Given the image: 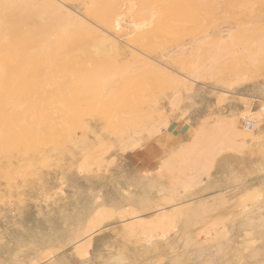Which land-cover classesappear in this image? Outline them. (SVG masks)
<instances>
[{
    "label": "bare ground",
    "instance_id": "bare-ground-1",
    "mask_svg": "<svg viewBox=\"0 0 264 264\" xmlns=\"http://www.w3.org/2000/svg\"><path fill=\"white\" fill-rule=\"evenodd\" d=\"M68 1H75V0H68ZM81 1L85 3V8L83 11L84 15L86 17H90L92 19L91 23H93L94 25H91L90 22L87 23L86 22L87 20L85 21V19L78 20V18L75 17L77 16L75 15L77 13H75L74 17H72L71 16L72 11L70 10L71 14L67 13L70 17L69 18L70 23H75L77 25L76 26L77 30L74 31L72 30L67 36H65L67 37L69 46L64 48L62 47L54 53L41 52V54L38 56H34V55L29 56L27 54L20 53L13 57H10L9 59L12 62L11 66L13 67L14 70L15 69L19 70V73L13 75L9 79V81H6L5 76L3 74V68L0 66V156L4 158V160L2 158L3 161H7L5 156H7L8 153L12 154L11 153L12 151H21L22 149H24L28 153L31 152L32 153L31 156H35V158L37 156L38 157L37 160H39L43 168L47 167L50 161L46 158L45 153L42 152L41 150L46 148L44 147L47 145L46 143L51 142L54 137L52 133L54 116L62 118L63 116L66 117V114L68 113H71L75 117H79L83 115L87 116L92 113H98L101 115L102 114L105 115L108 113L111 115L113 111L112 112L106 111L107 109L103 107V105L112 104L113 107L115 105H118L119 106V107L117 106L118 109L120 108L119 110L120 111L122 110L123 113H125V117H126V115H128L126 114L127 113L126 101L128 98L125 101L123 96L126 93L124 92H126L127 90L133 87L135 88L136 86L133 84L125 85L126 87L125 89H123L124 92L122 93L120 92V95L119 96L117 95L118 96L117 98H115L116 96L111 97L112 96L111 94L114 91L117 92L116 90L118 86H121L120 84L126 81V78L128 81L130 80L127 77L130 73L136 72L137 70L143 68L146 69L148 68V70L150 68H153L152 70H154V68L156 69L157 64L155 61L158 58L156 57L154 58L153 56H150L148 53L156 52V51L160 52V50L162 52V49L159 48H161L160 46L162 45V43L163 44L165 42L167 43V40L165 39L167 38L166 36L171 35L179 39L181 37L184 38L186 35L187 36L189 35L190 38V36L192 37L194 34L197 33H199L200 35V33L204 31L206 26L207 27L212 26L211 29H213L214 26L218 23L217 14H218L219 5L217 6L216 4L217 0H139L140 5L142 6V10L139 12L140 16L143 17V20L140 18L141 22H133L131 20L126 22L127 19H130L129 17H131V15L134 12L133 6L135 5L133 4V0H81ZM121 2L128 3L126 6L127 9L118 10V4L119 3L121 4ZM11 3L12 0H0V13L4 11H5L4 13L9 12ZM14 3L16 2L14 1ZM57 4L61 6L59 1L57 2ZM58 5L57 7H60ZM149 6L156 7V8L153 7L154 8L153 10L156 9L155 11L157 12L147 10ZM224 7H225L224 10L225 12L230 11L229 14L232 13V16H234L233 19L236 18L235 24L237 21L239 22L237 24L238 26L236 25L237 29H235L234 27L233 28L235 29L234 31H231L229 29L224 30V31H230V33L225 32V34H227V36L225 37L222 36L223 34L222 35H220L221 33L219 34V30L216 31L213 29V31H216L214 32L215 37L208 38L202 35V39L200 38L201 43L199 42L200 44L195 43V45L192 46V48L189 47L190 51L192 50L193 52L192 54H189L190 56L185 57L184 55L185 49H182L180 52L176 53L175 58L178 59L172 57L174 59L173 61L172 60L171 61L175 62L178 66V69L185 71L187 75H182V76L180 75V77H182L183 80L180 79H176L175 81L173 80L174 83H176L175 90L178 87H179L178 89L182 91L191 89L192 83H194L196 79L198 80L203 72L209 73L208 76H210V73H212L213 75L215 73L221 74L223 71H230V70L235 71L238 69H240L241 71V68H243L244 70L249 71V73H247L249 75L251 74L250 70L252 68L254 69L259 67L264 68V56H263L264 24L261 25L257 24L258 23L257 21H260L261 19L260 15L264 12V0H225ZM119 8L121 7L119 6ZM235 9L239 11L238 12L234 11ZM66 10L67 9H65V11ZM135 12L137 11L135 10ZM82 17L84 18V16ZM137 17L139 16L137 15L136 18ZM98 25L99 26L103 25L104 28L110 27L111 32L99 31L100 29H97L98 27L96 28V26ZM128 26L130 28H128ZM152 27H153V31L151 29ZM216 28L219 27L217 26ZM127 29H130L129 34L127 33ZM150 29L152 33H150ZM81 31H83V33L85 34L87 33L91 42H89V40H87L88 43L86 42V40L82 41L83 36L81 34ZM158 39H160L159 43L155 41ZM118 40H123L126 45L128 44L130 47L132 46L134 51L137 46L140 48L145 47L149 51L146 53L142 51L143 49H141L140 51H142L143 54L146 53L145 54L146 59L145 57H143L144 58L143 60L137 59L136 61H133L136 64L133 63L131 65H124V64L120 65V70H122L121 75L123 76H118L120 72H117V74L115 73L116 75L113 74L111 70L114 69L113 68L114 66L112 65L111 67L110 66L111 63L109 64V61L112 60L113 62L115 59L114 52L117 51L116 49L119 42ZM168 40H170V38ZM191 43L194 44L193 42ZM86 45H88V48L91 47L95 55L97 56L96 58H99L100 61L99 64H96L95 61L93 62L94 67H92L91 63H89L90 61L93 60L88 59L89 58L87 57L88 55L86 57L89 61L87 60L88 62L86 64H82L81 62H79L77 59L78 57H76L77 49L81 47H86L85 50H87L88 48ZM134 51L132 53H134ZM190 51L188 53H190ZM200 51L203 52L200 53ZM204 52L206 53L208 52L207 55L205 53L206 56L203 54ZM168 54L169 51L164 57L166 58ZM158 55L163 57L161 53ZM137 58H139V56H137ZM161 59L162 58L158 60V63ZM162 64L165 65L164 62ZM160 66L159 68L162 67ZM48 69H54L58 71L60 70L66 73V75H68L69 77L67 76L68 78H66L65 80L57 82L53 80L52 77H50L49 75L50 72ZM256 70L255 72L260 71L261 69L257 71ZM104 72H106L107 74H105ZM255 72L253 73L254 75L257 74ZM204 73L202 75L205 76ZM102 74L103 76H105L104 78H102ZM253 74H251V76ZM244 75H246V73ZM248 75H246L245 78ZM239 76L241 75L239 74ZM146 78H147V74H146ZM135 80L137 81V79ZM235 80L238 81V78ZM43 81L45 82L42 85L41 82ZM136 81L134 83H137ZM7 87L10 90L11 94L10 96L6 97L5 88ZM139 89H141V87ZM142 89L144 90V88ZM133 90L132 91L130 90L131 92L128 91L129 93L128 92L127 93L133 94ZM144 96L142 98L147 99L148 96L147 95ZM174 96L175 98H173V101H171L170 103L171 108L173 106H176L177 100L178 98H180L181 93L179 92L177 94L176 92ZM110 97H111V101L109 104L102 103L103 99H107V98L109 99ZM167 97L169 96L167 95ZM258 97L251 96L252 100L250 101L252 102L250 103V105H248V108H246L244 112L239 114V117L237 119H230L225 123L219 120L221 123L218 121V124L216 123L217 126H213L211 128H204L203 130L199 131L194 136V138L192 137L190 144L188 143L189 145L185 144L186 146L184 145V147H181V149L179 147V150L178 151L176 150L177 152L174 151L175 153L172 154L169 153V157L166 156V158L167 157L168 158L162 161L161 163H159V165L157 164V167L150 164V166H148L149 169L145 170V172L138 173L135 171L133 174H131L130 180L143 181L145 182L143 185L148 184L147 187L149 185L151 186V188L149 187L150 189L147 188V190L142 188L141 190V192L143 193L142 197H137L134 194L133 190H130L128 187L120 186L119 191H121V193L119 194L122 195L120 196L119 200L113 198L105 199V197L97 194L94 197H92L91 202L84 203L83 205L75 209L74 213L68 211L73 215H70L69 213L64 217L63 215H61L63 219L61 222L62 225H60L61 227L60 229H58V227L54 228L53 226H51L49 227V230L45 232H41L39 230L35 232L36 231L35 230L34 232H30V233L28 232L26 233L24 232V230L21 231L19 227H16V230L13 232L4 229L0 230V242L3 240H4L3 243L7 241L4 246L0 245V248L4 247L6 252H10L6 250V247H8V249H11L12 251V254L10 253L11 257L8 258V260L6 259L7 260L6 261L5 258L4 259L2 258V255L5 254V252L2 250L4 252L3 253L0 250V264H6V263L7 264H87L92 259L91 252H93V258L95 261H97L101 257L102 253L110 252L112 256L114 254H119L122 256L123 259L133 260L137 264H141L142 262L141 260H143L144 256H149L152 253H160L162 255V254H166L168 250H171L172 252L175 251V248L170 245V242L168 240V236H169L168 234L171 233V230H174L177 227V225L178 228L181 229V233L184 239L183 242L185 246L188 245L189 241H191L192 244H197L199 241H201V244L202 243L211 244L212 241L218 238V236L219 237L223 236L224 238L227 237L229 233H231V221L235 219V217H237L238 215L242 214L237 212L238 209L243 210V213H245L250 209L257 207L258 205H261L262 202H264V175L246 180L245 178L241 179L242 172L239 173L238 171L230 170L231 172L227 174L226 180L222 181L221 183L210 182L208 186H205V188L203 187L204 191L207 192V196H209L206 199L208 202L207 210H206L207 215L201 221L194 224L193 227L195 228L194 231L191 233L190 238H188L189 226H191V221L195 217V213L197 210L196 207L198 205V202L194 201L193 198H189V196L193 195L197 190L201 189L200 184L203 175H205L206 177H210L209 175L210 170L215 166L216 158L220 154L230 153V155L231 154L233 156L235 155L233 158H236L237 157L236 154H239L241 148L243 150V147H247V145L249 147V144L257 143V140H260L259 137H262L263 135V130H262L263 128L261 124L264 123V103H263L264 99H260ZM255 100L258 102H255ZM8 103H11L12 105L10 110H8L7 108ZM23 104H27L29 106L28 110L30 111L29 113L31 114L30 116H28L29 114L27 115L28 112L27 109L26 110L24 109L25 111L21 109V106ZM109 107L112 106H108V108ZM132 107L129 109H132ZM153 110L154 109H152V111ZM114 112L112 113V115L114 114L117 116V113L120 114V112H117L116 114ZM131 112L130 115L132 116ZM103 119L106 120V118ZM130 119L133 120V117H130ZM110 120L113 121L114 119L112 120L111 118L108 117L106 123L108 121V124H110L109 123ZM123 120H127V119H124L123 116ZM118 121L120 122V120ZM118 121L116 122L117 126L121 125V123L119 124ZM114 122H112L113 125L115 124ZM131 122L133 123V121ZM130 123L128 122V126ZM155 123L147 128H144V125L142 123L141 124L138 123L137 125L133 123L134 126L131 132L130 133L125 132V133H129L128 134L129 136L124 134L126 136L123 138L119 135L118 137L120 139L119 144H121V146L124 147L126 146V144L125 145L122 144L123 140L125 138H131L132 142L131 143L129 142V145H133V149H135L139 145L138 142L141 141L142 139L140 133H138V135L141 137V138L139 137L140 139H138L137 135L135 136V133L138 131L145 130L147 136L151 137V135L160 131ZM164 123L165 121L163 122V124ZM123 125H121L120 127L123 128L122 127ZM98 139L101 140L100 138ZM51 144L49 143V146ZM111 147L112 144L107 143L105 141V142H100L96 147L94 146L90 148L88 151L82 150L83 152H81L79 162L76 160L77 162H75V164L77 163V165H74L76 166L77 174L86 172L92 165L99 167L104 163L105 160H110L107 154ZM16 156H18V154ZM12 157H14V155ZM30 157H28L29 160L27 162H32ZM10 159L11 157L9 158L8 161H11ZM14 159H16V157ZM2 160L0 159V162H2ZM6 163L5 165L7 167L11 165V163L10 164L7 163L9 165H7ZM231 163L232 162H230L229 159L222 160L221 167L225 168V166L227 165L230 166ZM1 164H0L1 169L2 167L3 168L6 167L3 166V164L2 165ZM105 168H107V165L105 166ZM259 168L260 170L258 171L264 172V159H262V161L260 162ZM11 169H12V165H11ZM11 169L9 168V170ZM16 169L17 168H15V170ZM31 169H33V167ZM2 170L0 171V173L2 172ZM96 170L97 169H95V171ZM28 172L26 173L28 174ZM41 173L39 174L41 175ZM59 175L60 177L58 179L60 183L57 185L54 183L50 184L48 180L46 181L43 175L40 176L38 181L40 180L43 184V185L41 184V187H44L43 190L40 188L42 190V192L40 191V193H43V195H47L48 192L50 193V190L52 191L57 190L61 194L62 185L65 183L64 180L68 179V177L67 174H65L64 172ZM22 176L24 178L25 175ZM8 178H10V176ZM26 178L27 177L25 176L24 179L25 182H26ZM28 180H29L28 183L31 184L32 179H28ZM10 181L13 182L12 180ZM10 181H7L5 184L6 185L10 184L8 183ZM0 182H1V178H0ZM56 183H58V181ZM35 185H37V183ZM136 185H140V182L139 184ZM156 185H158L159 187L155 188L157 187ZM140 186L142 187V185ZM197 186H198L197 190H194ZM136 188H138V186H136ZM37 192L39 194L38 189ZM233 198H235V202L233 203V205L232 203L231 205H229L230 204L229 202ZM67 201L68 200H66V202ZM168 203H172V205L168 206ZM67 204L66 206H70V202ZM63 206L65 207V205ZM70 209L72 208L70 207ZM150 210H153L152 212H150V214L145 213L146 211H150ZM48 212L50 211L48 210ZM114 213L117 214L119 218H122L124 220L121 219L122 221H120L121 225L119 227L117 228L114 227V229L112 230L113 234L111 235L105 234L106 232H109V230L102 234L101 232H104L102 230L105 227L113 224V223L105 224L104 222L107 219L109 221V219ZM117 217L115 216L116 220ZM3 218H5V216ZM44 220L46 221V219ZM46 226L48 227V225ZM47 227H45V229ZM241 233L242 234L239 237L242 236L247 237L250 234L248 231H244V230ZM114 235L116 236L120 235L121 238L119 239L121 240L122 239L130 240L131 238L139 239V242L141 241L140 243H145L144 247L142 246L144 251H138L134 247L135 245L133 247L132 246L130 247L124 241L118 243V241L113 239ZM219 241H221V238ZM232 249H233L232 251H235L234 247ZM176 255L179 257L182 256V254L174 253L172 258L170 257L171 258L170 260L175 258ZM236 256L237 254L235 255V257ZM158 260L162 261L161 259ZM158 260H156V262H158ZM238 260H240L239 257ZM105 261L106 259L104 260V262Z\"/></svg>",
    "mask_w": 264,
    "mask_h": 264
},
{
    "label": "rangeland",
    "instance_id": "rangeland-1",
    "mask_svg": "<svg viewBox=\"0 0 264 264\" xmlns=\"http://www.w3.org/2000/svg\"><path fill=\"white\" fill-rule=\"evenodd\" d=\"M14 1L16 3H14ZM34 1L35 0H17V1L12 0L9 12L4 13L5 12L4 11V12L0 13V66L3 68V74L5 76L6 81H9V79L13 75L19 73V70H16V69L14 70L13 67L11 66L12 62L9 59L10 57H13V56L20 54V53H24V54H27L29 56H33V55L38 56L41 54V52H43V53H54L62 47L64 48V47L69 46V42L67 41V37H65V36H67L72 30L73 31L77 30V27H76L77 25L75 23H70V19H69L70 17L67 13L71 14V11H72V15H71L72 17H74V14L77 13L75 15H77L78 17L77 16H75V17L78 18V20H84L85 19V21L87 20L86 21L87 23L90 22L91 25H94L93 23H91L92 19L90 17H86L84 15L83 11L85 8V3L81 0H75V1H68V0H65V1L64 0H42L41 1V0H37L35 2ZM58 1L61 4V6L57 4ZM221 1H222V3H221ZM224 1L225 0H217L216 1L217 6L219 5L217 17L218 18L220 17L221 21H220V18L219 19L217 18L218 23L216 22L217 24L214 26L213 29L216 31L219 30V34L221 33L220 35L223 34L222 36L225 37V36H227V34H225V32L230 33V31H224V30L229 29L231 31H234L235 29H237V26H238L237 24L239 22L237 21L235 24L236 18L233 19L234 16H232V13L229 14L230 11H226V12L224 11L225 10ZM53 2L55 5L53 4ZM123 3H125V4H123ZM138 3H139V0L138 1L133 0V4L135 5V6H133L134 12L131 15V17H129L130 19H127L126 22H128L129 20H131L133 22H141V19L143 20V17H141L139 14V12L142 10V6L140 5V3L138 5ZM127 4L128 3H126V2H121V4L119 3L118 4V10L127 9L126 8ZM57 5L60 7H57ZM220 5H221V7H220ZM119 6L121 8H119ZM153 7L149 6V8H147V10L155 11L156 9L155 10H153V9L156 7H154V8ZM220 8H222L223 10ZM65 9H67L66 10L67 12L65 11ZM68 10L69 11L71 10V11L69 12ZM135 10L138 13L135 12ZM234 11L238 12L239 10L235 9ZM155 12H157V11H155ZM78 13H80L82 16H84V18ZM134 13H135V16H134ZM225 14H226V16H225ZM4 15H6V16H4ZM137 15L139 17L136 18ZM227 16H228V18H227ZM260 16H261L260 21H257L258 25L264 24V12ZM224 19H225V21H224ZM227 19H228V21H227ZM229 19H231V20H229ZM254 22H256V21H254ZM69 23H70V26H69ZM66 26H67V28H66ZM100 26L99 25L96 26V28L98 27L97 29H100L99 31L111 32L110 27L104 28L103 25H100ZM217 26L219 28H216ZM234 27H235V29H233ZM128 28H130V27L128 26ZM209 28L211 29L212 26H208V27L206 26V28L204 29V31L202 33H200V35H199V33H197L198 36H197V34H194L192 37L190 36V38H189V35L188 36L186 35L185 36L186 38L184 37L185 39L182 37H181L182 39L181 38L178 39L177 37L171 36V35L166 36L167 38H165V39L167 40V43L165 42V39H164L165 43L164 44L162 43V45L160 44L161 48H159V49H162L163 53L161 52V50H160V52L159 51L158 52L157 51L156 52H149L148 49H146L145 47L140 48L138 46L136 47V49L134 48L135 49V51H134L132 46L130 47L128 44L126 45L123 40H118L119 42H118V46L116 49L117 51L114 52L115 53V56H114L115 59L113 62H112V60L109 61V64L111 63L110 66L112 67V65H113L114 66L113 68L115 69L114 70L113 68H111V69H113V70H111V72L113 74H115V73L117 74V72H120V74L118 76H123V75H121L122 70H120V65H122V64L131 65L133 63L136 64L133 61H136L137 59L143 60L144 59L143 57L146 56L145 54L147 52H149L148 54L150 56H153L154 58L155 57L158 58L155 61L157 64L156 69L154 68V70H152L153 68H150L151 70L150 69L148 70V68L147 69L143 68V69L137 70L136 72L130 73L132 75L129 74L127 77L131 81L130 80L128 81L126 78V81L122 82V84H120L121 86H118V88L116 90L117 92L114 91L115 93L113 92L111 94L112 95L111 97L116 96L115 98H117L120 95V92L121 93L124 92L123 89H125V87H126L125 85L133 84L136 86L135 88L133 87V88L127 90L126 92H124L126 94H124V96H123L125 101L128 98L126 101L127 102L126 103V105H127L126 106L127 107L126 108L127 109L126 114H128L129 116L126 115V117H125V113H123L122 110L120 111L119 110L120 108L118 109V107H119L118 105H115L113 107L112 104L111 105L109 104L111 101V97L109 99L108 98L103 99V101H102L103 104L107 103L109 105H106V104H104V105L102 104V105H103V107H105L107 109L106 111H109V112L115 111L114 112L115 114L117 112H120V114L117 113V116L114 114L112 115L113 112L111 113L112 116L108 113L105 115L104 114L101 115L98 113H92L93 115L89 114L87 116L83 115V116H79V117H75L71 113H68V114H66V117L63 116L65 119L63 117L59 118L57 116H54L52 133L54 136L53 139L56 138V136H57V138L54 139L55 141L52 139L53 142L51 141V142L46 143L47 145L44 146L46 148L41 150L42 152L45 153L46 158L50 161L49 165L47 167H44V168L42 167V164L39 162V160H37V158H38L37 156H36V158H35V156H31L32 153L31 152L28 153L24 149H22V150L20 149L21 151H12L11 152L12 154L8 153V155L5 156L7 161H3L4 158L0 156L1 160L3 158V160H2L3 163L0 162V164L2 163L3 166H6L5 163L7 162L9 164L11 163V165H12V169H11V165H9L7 163L6 164L9 165L10 167L9 166L8 167L6 166L4 168L2 167L3 170L0 168V171L2 170V172L0 173L1 174L0 175L1 176L0 177L1 178V182H0V219L2 218L0 220V230L4 229V230H8V231L10 230V232H13L16 230V227H19L21 231L24 230V232L30 233V232H34L35 230H36L35 232H37L38 230L41 232H45V231L49 230V227H51V226H53L54 228L58 227V229H60L61 228L60 225H62V223H61L62 219L65 215H67L70 211L72 213H74L75 209H77L79 206L83 205L84 203L91 202L92 197H94L97 194L105 197V199L113 198V199L119 200L120 196L122 195V194H119V193H121V191H119L120 186L128 187L130 190H133L134 194L137 197H142V195H143V193L141 192L142 188L147 190V188H149V187L151 188V186L149 185L147 187L148 184H145L146 186L143 185L145 183L143 181L137 180L138 181V183H137L136 180H130L131 174H133L135 171L138 173L145 172V170L149 169L148 166H150V164L157 167V164L159 165V163H161L162 161H164L165 159H167L169 157V153L170 154L175 153L179 150V147L181 149V147H184L185 144H188V143L190 144L192 137L194 138V136L199 131L203 130L204 128H211L213 126H217L219 120H221V122L223 121V123H225L230 119H237L239 117V114L244 112L246 110V108H248V105H250V103L252 102V101H250V100H252L251 96L252 97H254V96L258 97L259 96L258 98L264 99V68H262V67H259L261 70L259 68H255V69L252 68L251 69L252 71L250 70L251 74H253L256 69L260 70V71L256 70L257 72H255V73H257V74H255V75L253 74L252 76H251V74L248 75L247 73H249V71H246L243 68H241V71H240V69H238L239 71L238 70L223 71L221 74L215 73L212 75V73H210V76H208L209 73L203 72L205 74V76L202 75L203 74L202 73L201 74L202 76L200 75L199 79L198 80L196 79L195 82L192 83L191 89L186 90V91H182V90L178 89L179 88L178 87L175 90L176 83H174V81L176 79L183 80V78L180 77V75L181 76L187 75V73H185V71L178 69V66L175 62H172L173 59L175 58V54L180 52L182 49H185L184 50L185 51L184 52L185 57L190 56L189 54L193 53L192 50L190 51V48H192V46H194L195 43L196 44L201 43L200 38L202 39V35L205 37H208V38L215 37L214 32H216V31H213V29L210 30ZM151 29L153 31V27ZM151 29H150V33H152ZM129 30L130 29H127L128 34L130 32ZM81 34L83 36L82 41L86 40V42H87V40H89V42H91L87 33L85 34V33H83V31H81ZM168 37L170 38V40H168L169 39ZM48 38H50V39H48ZM192 38H193V40H192ZM186 40H188V41H186ZM190 40H192V41H190ZM155 41L159 43L160 39L155 40ZM191 42H193L194 44H192ZM189 43H191V44H189ZM86 46L88 48V45H86ZM44 49H46V50H44ZM85 49H86V47H81V48L77 49L76 57H78L77 58L78 61L81 62L82 64H86L89 61L88 59H91L93 61H90L89 63L92 64V67H94V63H93L94 61L96 64H99V62H100L99 58H96L97 56L95 55L93 49L91 47H89L87 50H85ZM141 49H143L142 51H144L146 53L143 54L142 51H140ZM137 50H139V51H137ZM188 50L190 51V53H188L189 52ZM133 51L135 54L132 53ZM168 51H169V54L165 58L164 56H166ZM164 52H166V53H164ZM202 52L203 51H200V53H202ZM112 53H113V51H112ZM160 53L163 55L164 59H163V57L158 55ZM205 53L206 52H204L203 54L205 55ZM207 53H206V55H207ZM131 54L135 55V56H132ZM186 54H188V55H186ZM86 56L89 58L87 59ZM94 56H95V58H94ZM137 56H139V58H137ZM263 56H264V53H263ZM172 57H174V58H172ZM160 58H162V59L158 63V60ZM145 59H146V57H145ZM175 59H178V58H175ZM115 60H117V61H115ZM167 61H169V62H167ZM163 62L165 63V65L162 64ZM114 64H116V65H114ZM159 66L161 68H159ZM48 70L50 72V74H49L50 77H52L53 80H55L57 82L65 80L66 78L69 77L68 75H66V73H64L60 70L59 71L54 70V69H48ZM170 70H172V71H170ZM145 72H147V73H145ZM236 72L239 73L241 76H239V74H237ZM104 73L107 74L106 72H104ZM245 73H246V75H248L247 77H249V78H247V77L245 78V76H246V75H244ZM103 74H102V78L105 77V76H103ZM146 74H147V78H146ZM213 76H214V78H213ZM237 76H239V77H237ZM54 78H56V79H54ZM233 78H235V79L238 78V81H240V82L236 81ZM239 78H240V80H239ZM135 79H137V81ZM241 79H243V80H241ZM246 79H248V80H246ZM134 80L137 83H134L135 82ZM44 82L45 81L41 82V84L43 85ZM138 87L139 88L141 87V89H139ZM142 88H144V90ZM130 90L131 91L133 90V94L132 93L128 94L129 92H131ZM178 90H180V91H178ZM159 92H160V94L161 93L162 94L160 95ZM176 92H177V94L179 92L181 93V96H180L181 99L178 98L176 106H173L171 108L170 103H171V101H173V98H175L174 94H176ZM221 93H223V94H221ZM10 94L11 93H10V90L8 89V87L5 88V96L6 97L10 96ZM166 94L169 97H167ZM144 95L148 96L147 99L142 98ZM128 96H130V97H128ZM144 97H146V96H144ZM221 97H223V98H221ZM138 98H139V100H138ZM131 99H134V100H131ZM130 100L132 103L130 102ZM255 102H258V101L255 100ZM133 105H135V106H133ZM25 106H27V107H25ZM108 106H112V107L108 108ZM130 106L131 107L133 106L132 109H129V108H131ZM154 106H155V108H154ZM11 107H12L11 103H8V105H7L8 110H10ZM111 108L112 109L114 108V109L112 110ZM21 109L23 111H25L26 109L28 110L29 106L27 104H23L21 106ZM152 109H154V110L152 111ZM133 110H134V112H133ZM150 111H151V113H150ZM121 112H122V114H121ZM130 112H131L132 116L130 115ZM29 113H30V111L28 110L27 115ZM30 115L31 114H29L28 116H30ZM162 115H164V116H162ZM123 116H124V119H127V120H123ZM81 117H83V118H81ZM108 117L111 118L112 120L114 119L113 121H111V120L109 121L110 124H108V121L106 123V120H108ZM118 117H120V118H118ZM130 117H133V120H131L132 118L130 119ZM58 118H59V121H58ZM103 118H106V120H104ZM164 119H166V120H164ZM222 119H224L226 121H224ZM118 120H120V122ZM146 120L148 122H151V123H148ZM71 121H73V122H71ZM117 121L119 124L121 123V125L124 124L122 127L123 128L126 127V128H124V129L121 128L120 127L121 125H119V124H118L119 126H117V124H116ZM131 121H133V123H135L136 125L138 123L139 124L142 123L144 125V128H147L156 122L155 124L160 131H158L157 133H154L153 135H151V137L147 136V133L145 130L144 131H138L135 133V136L137 135L138 139H140L142 137L141 141L138 142L139 145L135 149H133V145H129V142L131 143L132 139L131 138H125L123 140L122 144H124V145L126 144V146L123 147V146H121V144H119L120 139L118 137L120 135L121 137L124 138L126 135H128L131 132V130L133 129V126H134V124ZM164 121L166 124L165 123L163 124ZM112 122H114L116 125L114 124L115 125L114 126ZM128 122L129 123L131 122L129 124V126H131L133 124L131 126L132 128L128 126ZM126 123H127V125H126ZM261 126L263 128L262 129L263 135H262V137H259L260 140H257V143L249 144V147L247 145V147H243V150L241 148V150L239 151V154H236V156H237L236 158H233L235 155L233 156L231 154L232 155L231 156L230 153L220 154L217 157L218 159L216 158L215 166L210 170V174H209L210 177H206L205 175H203L204 177L202 176L201 184H200L201 189L197 190V188H198V186H197L194 189L197 191L194 194L192 193L193 195L190 194L191 196H189V198H193L194 201H197L198 205L196 207L197 210L195 213V217L191 221V226H189L188 238L191 237V233L194 231V228H195V227H193L194 224L201 221L207 215L206 210H207V203L208 202L206 199L209 196H207V192L204 191L205 186H208V184L210 182L221 183L222 181L226 180L227 174L229 172H231L230 170L238 171L239 173L242 172L241 179L245 178L246 180L254 178V177H260V176L264 175V172L258 171V170H260L259 164L262 161V159H264V123H262ZM112 127H114V128H112ZM108 130H110V131H108ZM115 130H116V132H115ZM117 130H119V131H117ZM125 132H129V133H125ZM138 133H140L141 137L138 135ZM124 134H126V135H124ZM98 138H100L101 140H99ZM105 141L107 143L112 144V147L110 148V150L107 154L109 156L108 158H110V160H105L104 163L99 167L92 165V166H90V168L86 172H82L81 174L80 173L77 174L76 166H74V165H77V163L75 164V162H77V161L79 162L81 152L88 151L90 148H92L94 146L96 147L100 142H105ZM54 142H55V144H54ZM49 143L50 144L52 143V144L49 146ZM23 150H24V152H23ZM61 150H63V151H61ZM13 152H15V153H13ZM17 152H19V153L21 152L22 154L21 153L19 154ZM15 154L16 155L18 154V156H16ZM233 154H234V152H233ZM11 155L12 156L14 155V157H12ZM20 155H21V157H20ZM8 156L11 157V159H10L11 161H8L10 158ZM166 156H168V157L166 158ZM15 157H16V159H14ZM28 157H30L32 162H27L29 160ZM238 157H239V160H238ZM227 159H229L230 162H232L231 165L230 166L227 165L229 167L225 166V168H222L221 167V161L227 160ZM35 160H36V162H35ZM13 164H15V165H13ZM106 165H107V168H105ZM23 167L26 169H24ZM32 167H33V169H31ZM9 168L12 171L9 170ZM15 168H17V169L15 170ZM95 169H97V170L95 171ZM6 172H7V174L9 173L10 175L9 174L7 175ZM26 172H28L29 176ZM36 172H38V173H36ZM63 172L65 174H67L68 179L64 180L65 183L62 185L61 194L57 190L56 191L54 190L55 192L50 190V193L48 192L47 195H43V193H40V191L42 192V190L44 188V187H41L42 182L40 180H39L40 182L38 181L40 176L43 175L44 178L46 179V181L48 180L50 182V184L54 183L57 185L60 183V181L58 179L60 177L59 174H61ZM34 173H36V174H34ZM39 173H41V175ZM13 174H15V175H13ZM22 175H25L28 179H32V183L31 184L28 183L29 180L27 178H26V182H25V180H24L25 176L23 178ZM9 176H10V178H8ZM2 177H3V179H2ZM4 178L6 179V181ZM10 180H12L13 182H11ZM7 181H10V182H8L10 184L7 183L8 185H6L5 183ZM15 181H16V183H15ZM57 181H58V183H56ZM139 182H140V185H142V187L140 185H136V184H139ZM36 183H37V185H35ZM136 186H138L139 189L136 188ZM156 186L157 187H155V188L159 187L158 185H156ZM37 189L39 191V194L37 192ZM51 192H52V195H51ZM36 193H37V195H36ZM56 193H58V194H56ZM75 194H77V195H75ZM73 195H75V196H73ZM48 196H49V198H48ZM54 196H56V197H54ZM75 197H76V199H75ZM6 198H7V200H6ZM45 199H47V200H45ZM62 199H63V201H62ZM65 199L68 201L66 202ZM56 200H58V201H56ZM85 200H86V202H85ZM47 201L50 204H48ZM53 201L54 202L56 201V202L54 203ZM69 202H70V206H66V204ZM234 202H235V198H233L229 202L230 203L229 205H231V203L233 205ZM262 203L264 204V202H262ZM213 204H215V203H213ZM63 205H65V207ZM67 205H69V204H67ZM170 205H172V203H168V206H170ZM70 207L72 209H70ZM47 208H49V209H47ZM50 208H52V209H50ZM48 210L50 212H48ZM152 211L153 210L146 211L145 213L150 214V212H152ZM237 212L240 214L242 213V214L238 215L237 217H235V219H233L231 221V233H229V235L227 237L224 238L223 236L222 237L218 236L219 239L218 238L215 239L216 241L215 240H214L215 242L212 241L211 244H204V243L201 244V241H199L200 243L198 242L197 244H192L191 241H189L188 245L185 246L184 242H183L184 239H183V235L181 233V229H179L178 225H177V227L174 230H171V233L168 234L169 235L168 240L170 242V245L175 248V251L172 252L171 250H168V252H166V254L161 255L160 253H152L149 256H144L143 260H145V261L141 260L143 262L142 263L140 261L141 264H171V263L172 264H227V263L228 264H264V257H263L264 256V205H262V206L258 205L257 207L252 208L245 213H243V210H239V209ZM57 213H59V214H57ZM69 214L73 215L71 213H69ZM61 215H63V217ZM4 216L6 219L3 218ZM115 216L117 217L118 215L114 213L111 216V218L109 219L110 222L108 221V219L104 222L105 224H107V223H113V224L105 227L102 230L104 232H101L102 234L109 230V232H106L105 234L111 235V234H113L112 230L114 229V227L117 228L121 225L120 221H122L124 219L119 218V216H118L117 217L118 221H117L115 219ZM60 217H62V218H60ZM44 219H46V221ZM49 219H50V221H49ZM45 224L48 225V227ZM45 227H47V228L45 229ZM111 227H113V228H111ZM25 229H26V231H25ZM243 230L248 231L250 233L249 236L239 237L242 234L241 232H243ZM172 231H173V234H172ZM117 236H119V237H117ZM117 236L114 235L113 239L118 241V243H121V241H124L130 247L131 246L133 247L135 245L134 247L138 251H144L143 247H144L145 243H140L141 241L139 242V239L133 238L134 239L133 240L131 238L130 240H123V239L121 240V239H119V238H121L120 235H117ZM115 237H117V238H115ZM237 237H239V238H237ZM220 238H221V241H219ZM135 239H136V241H135ZM174 240H175V242H174ZM3 241L0 242V245H2V246H4L5 243L7 242V241H5L3 243ZM233 247L235 248L234 249L235 251H232ZM2 248H0V250L1 251L3 250L5 252V254L2 255V258L3 259L5 258V260L6 259L8 260V258L11 257L12 251H11V249H8V247H6V250H8L10 252H6L5 248L4 247H2ZM258 248H259V251H258ZM91 253H92L91 254L92 259L87 264H137L133 260L123 259L122 256L119 254H114L112 256V254H110V252L102 253L101 257L97 261H95L93 258V252H91ZM174 253L175 254H182V256L179 257L176 255L175 258L170 260L172 258V256L174 255ZM236 254H237V256L235 257ZM238 257L240 260H238ZM258 258H260V259H258ZM105 259H106V261H105L106 263L104 262ZM158 259H161L162 261H160ZM146 260H148V261H146ZM156 260H158V262L160 261L161 263L156 262Z\"/></svg>",
    "mask_w": 264,
    "mask_h": 264
},
{
    "label": "crops",
    "instance_id": "crops-1",
    "mask_svg": "<svg viewBox=\"0 0 264 264\" xmlns=\"http://www.w3.org/2000/svg\"><path fill=\"white\" fill-rule=\"evenodd\" d=\"M262 205H264V204L262 203L260 206H262Z\"/></svg>",
    "mask_w": 264,
    "mask_h": 264
}]
</instances>
